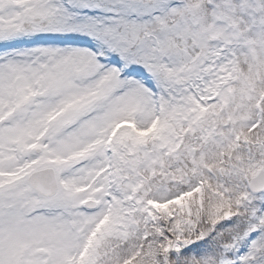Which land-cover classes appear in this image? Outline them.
<instances>
[{
    "label": "snow or ice",
    "instance_id": "snow-or-ice-1",
    "mask_svg": "<svg viewBox=\"0 0 264 264\" xmlns=\"http://www.w3.org/2000/svg\"><path fill=\"white\" fill-rule=\"evenodd\" d=\"M0 264H264V0H0Z\"/></svg>",
    "mask_w": 264,
    "mask_h": 264
}]
</instances>
